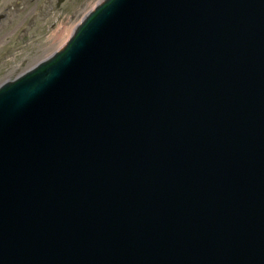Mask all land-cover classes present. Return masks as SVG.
Returning a JSON list of instances; mask_svg holds the SVG:
<instances>
[{
  "label": "water",
  "instance_id": "1",
  "mask_svg": "<svg viewBox=\"0 0 264 264\" xmlns=\"http://www.w3.org/2000/svg\"><path fill=\"white\" fill-rule=\"evenodd\" d=\"M67 42L0 86V264H264V0H104Z\"/></svg>",
  "mask_w": 264,
  "mask_h": 264
},
{
  "label": "rangeland",
  "instance_id": "2",
  "mask_svg": "<svg viewBox=\"0 0 264 264\" xmlns=\"http://www.w3.org/2000/svg\"><path fill=\"white\" fill-rule=\"evenodd\" d=\"M103 0H0V86L65 46Z\"/></svg>",
  "mask_w": 264,
  "mask_h": 264
}]
</instances>
